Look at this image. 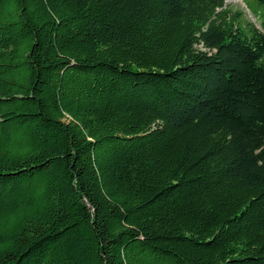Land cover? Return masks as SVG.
Listing matches in <instances>:
<instances>
[{"label":"trees","instance_id":"obj_1","mask_svg":"<svg viewBox=\"0 0 264 264\" xmlns=\"http://www.w3.org/2000/svg\"><path fill=\"white\" fill-rule=\"evenodd\" d=\"M260 16L0 0V264H264Z\"/></svg>","mask_w":264,"mask_h":264},{"label":"rangeland","instance_id":"obj_2","mask_svg":"<svg viewBox=\"0 0 264 264\" xmlns=\"http://www.w3.org/2000/svg\"><path fill=\"white\" fill-rule=\"evenodd\" d=\"M229 7L235 10H241L244 12V19L250 20L260 25V21L264 8L257 2V0H227Z\"/></svg>","mask_w":264,"mask_h":264}]
</instances>
